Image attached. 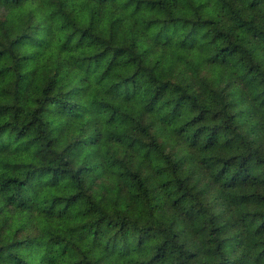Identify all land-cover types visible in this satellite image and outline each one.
Returning a JSON list of instances; mask_svg holds the SVG:
<instances>
[{"label": "trees", "instance_id": "1", "mask_svg": "<svg viewBox=\"0 0 264 264\" xmlns=\"http://www.w3.org/2000/svg\"><path fill=\"white\" fill-rule=\"evenodd\" d=\"M0 264H264V0H0Z\"/></svg>", "mask_w": 264, "mask_h": 264}]
</instances>
